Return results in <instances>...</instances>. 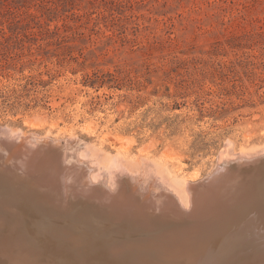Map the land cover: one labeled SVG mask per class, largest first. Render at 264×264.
Segmentation results:
<instances>
[{
  "label": "rangeland",
  "instance_id": "obj_1",
  "mask_svg": "<svg viewBox=\"0 0 264 264\" xmlns=\"http://www.w3.org/2000/svg\"><path fill=\"white\" fill-rule=\"evenodd\" d=\"M0 127L70 132L74 161L117 133L196 184L219 150L264 153V0H0ZM172 188L165 204L185 208Z\"/></svg>",
  "mask_w": 264,
  "mask_h": 264
},
{
  "label": "bare ground",
  "instance_id": "obj_2",
  "mask_svg": "<svg viewBox=\"0 0 264 264\" xmlns=\"http://www.w3.org/2000/svg\"><path fill=\"white\" fill-rule=\"evenodd\" d=\"M85 126L95 133L93 122ZM17 132L0 136V264H264L261 151L234 153L224 142L234 154L219 150L212 176L196 184L179 161L173 168L145 148L121 149L117 133L81 151L70 132L61 142L49 133L15 141ZM105 141L113 156L103 150ZM75 146L80 161L68 157ZM99 172L108 183L89 175ZM176 186L184 209L165 204L166 188Z\"/></svg>",
  "mask_w": 264,
  "mask_h": 264
}]
</instances>
